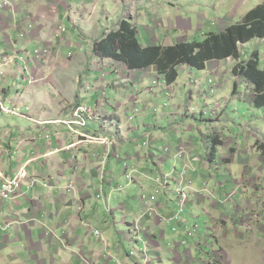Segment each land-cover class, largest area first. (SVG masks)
Listing matches in <instances>:
<instances>
[{
	"label": "crops",
	"instance_id": "0c3cea01",
	"mask_svg": "<svg viewBox=\"0 0 264 264\" xmlns=\"http://www.w3.org/2000/svg\"><path fill=\"white\" fill-rule=\"evenodd\" d=\"M10 1L12 5L6 6L0 0V61L3 56L11 58L7 62L10 67L0 66V188L7 178L17 174L21 166H26L27 179L16 200L4 199L0 193V264H139L141 258L131 252L134 245L146 246L148 243L158 253H162L159 246L165 247V258L172 263L177 262L176 258L185 249L187 257L184 258H188L191 253L188 247L170 246L172 239L162 241V237H156L158 229H163L159 234L167 231L174 237L173 226L147 223L155 234L152 243L146 238L138 240L133 235L131 238L122 220L123 215H133L137 210L135 200L139 185L156 187L151 184L148 173L150 175L158 169L177 179L176 174L182 167L172 155L166 156L163 152L168 145L175 150L179 144L176 130L169 131L173 120L149 118L145 112L148 105L162 104L167 100L162 93L150 94L147 78L127 81L122 86L117 83L122 80L117 72L107 75L109 79L103 82L98 75L100 71L93 66L94 70L89 66L86 71L84 64L80 71V57L93 53V45L101 37L92 35L88 23L82 21L84 11L79 10L87 0ZM104 1L108 7L117 8L116 3ZM96 6L101 8L103 3L96 2ZM75 13L81 19L80 24L73 23ZM60 22L67 26L65 42L54 37ZM103 27L109 30L106 23ZM144 38H148L147 33ZM180 38L176 36L174 44L166 47L179 43L177 39ZM39 48L50 49L53 66L44 60L40 64L33 60L32 55ZM69 56L74 71L65 72L67 79L62 82L60 69L65 70L70 64ZM27 68L34 75L46 71L52 77L29 87L26 84ZM84 85L89 90L84 91ZM68 87L71 90L66 92ZM103 88H106L108 97L107 104L101 109L103 115L96 123L79 131L108 137L115 142L114 147L85 142L84 137L75 134L74 126L66 123L80 104L96 105ZM135 106L143 113L135 126L127 127V122L124 125L129 114L126 111ZM14 107L23 112L20 117L3 111ZM106 120L110 125L105 131ZM148 137L152 143L144 150L141 143ZM206 148L200 146L198 155L192 150L195 158L192 165L198 168L191 170L189 178L199 187L210 179L212 194L224 204L221 199L225 195L232 198L235 195L231 191V180L221 177L219 168L215 169L213 164L212 167L208 163L200 166V162L206 160L201 153ZM208 153L213 156L211 149ZM123 161L145 173H140V181L136 184V181L128 183L125 180ZM207 168L211 178L207 175ZM33 180L42 184L32 186ZM70 185L74 190L67 189ZM207 193L210 192L207 190L201 194L207 197ZM155 195L157 208L160 207L166 215L172 214L176 209L173 195L169 192ZM199 203L197 220L200 216L205 217V230L210 225L209 229L215 231L214 222L209 224L210 215L204 211H219L218 200H200ZM79 206L83 207V212H78ZM197 212L193 208L188 218ZM94 230H100L101 236L95 235ZM209 237L204 240L207 244L205 251L213 243Z\"/></svg>",
	"mask_w": 264,
	"mask_h": 264
},
{
	"label": "rangeland",
	"instance_id": "374dc122",
	"mask_svg": "<svg viewBox=\"0 0 264 264\" xmlns=\"http://www.w3.org/2000/svg\"><path fill=\"white\" fill-rule=\"evenodd\" d=\"M8 1L11 6V1ZM106 1L116 3L117 8L108 7L104 0H87L79 10L80 12L84 11L82 21L88 23L92 35L96 34V37L101 35L93 45V53L89 52V54L80 57L82 61L80 71H82L84 64L86 71L89 66L91 67L90 70H94L93 66L100 71L98 75L103 82L109 79L107 75L117 72L124 80L117 81L122 86L127 81L134 82L147 78L150 94L153 96L162 93L163 98L167 100L162 104L148 105L145 111L147 116L157 119L166 117L173 120L169 131L172 133L175 129L176 136L179 138V144L175 150L169 145L163 150L164 155H172L176 162L182 164L180 172L176 174L177 179L167 175L169 173L163 174L158 169L155 170V173L150 175L148 173L151 184L154 183L156 187L144 188L139 185L136 197L139 204L137 199L135 200L137 210L133 215H123L122 220L128 228V235H131V238L132 235L138 240L146 238L148 242L151 241L152 243L155 234L146 226L147 223L156 222L158 225L163 223L173 226L174 237L168 235L167 231L159 234L163 229H158L156 237L159 238L157 239H161V237L162 241L172 239L169 242L170 246L188 247V251L191 253H188V258H184L187 257L185 249L182 255L176 258L177 262L172 263L168 258H165V247L159 246L158 249L162 253H158L155 247L150 246L149 243L146 246L136 244L133 250L135 255L137 254L136 256L142 260V262L138 261L139 264H264V112L251 107L253 100L251 87L245 79L237 77L234 72L238 62L234 59L209 62L202 71L197 68L181 67L179 68L180 76L178 79L173 84H167L153 67L130 69L123 62L97 56L95 52L97 45L103 43L110 33H119V29L128 23L130 24L126 28L134 29L135 37L140 38V45L144 50L159 46H171L174 44L176 36L181 37L177 39L179 43L184 41L201 42L210 34H220L231 25L237 24L249 12L259 5H263L264 0ZM96 2L103 3V7L98 8ZM94 5L95 9H93ZM152 20L159 21L154 24ZM80 22L81 19L79 20L78 14L75 13L73 23L80 24ZM103 23L109 27V30L106 28L107 32ZM56 30L54 37L65 42L68 35L65 23L60 22ZM146 33L148 34L147 39L144 38ZM103 48L109 52L108 45L103 46ZM122 50L123 48H120L117 53ZM240 51L243 55L259 51L264 66V40L251 41ZM32 56L38 64L43 63L44 60L48 65L53 66L50 49L39 48ZM5 58L8 57H2L0 66L10 67L11 65L6 61H11V58L3 60ZM68 58L71 59L70 56ZM60 63L67 64L66 61H60ZM71 63L72 59L65 70L60 69L62 82L67 79L65 72L72 73L74 71V68L70 66ZM27 70L29 74L26 84L29 87L40 83L42 79L52 77L46 71L42 75H34L29 68ZM86 71H84L85 74ZM82 89L86 91L89 90V87L84 85ZM68 90L71 89L68 87L66 92ZM107 98V90L103 88L96 105L80 104L74 110L71 120L66 121V123L74 126L75 134L84 137L85 142L114 147L115 142L108 137L86 135L79 131V129H87L91 124L98 121V118L103 115L101 109L107 104ZM150 104L154 103L150 102ZM82 107L92 110V118L88 119L85 126L78 123L71 124V121H77L75 120V113ZM3 111L19 117L23 114L17 107L6 108ZM126 112L129 113L124 123L125 125L127 122V127L135 126L137 118L143 113L137 106ZM87 117L89 118L88 115ZM121 120H123L122 117ZM106 121L104 124L105 131L110 125L108 120ZM85 142L81 141L80 143ZM149 143V137L141 143V146L145 147L144 150L152 142ZM200 146L207 147L205 152L201 151L206 160L204 163L201 161L200 166L208 163L212 167L213 164L215 169L219 168V172L222 173L221 177H227L231 180V191L235 195L233 198L229 194L225 195L221 199L224 204L219 201L216 194H212L214 190L209 183L210 179H207L208 182L204 183L203 187H199L190 181L191 170L198 168L192 165L193 159H195L192 150L194 149L198 155L197 150ZM167 148L168 151H166ZM181 149L184 153H181ZM210 149L213 156L215 155L214 158L208 153ZM20 168L26 169V166ZM123 170L125 180L128 183L136 181L134 183L136 184L140 181V173L145 174L141 168L131 167L125 161H123ZM208 173L207 168V175L210 177ZM16 176L17 174L14 177ZM25 176L26 180L27 170ZM14 177L7 179H14ZM172 179L176 180L172 181ZM33 181L30 184L32 186L41 183L36 182L34 184ZM23 182L20 193L25 184V181ZM44 185L48 186V183L44 182ZM67 189L72 190L73 188L70 185ZM1 190L2 185L0 193ZM207 190L210 193H207V197H205L201 193ZM168 192L173 195L176 202V209L170 215H166L160 207V209L157 208V201H155L156 193L166 195ZM237 192L239 193L237 194ZM212 199L218 200L219 211L207 210L204 213L210 215L209 224L214 222L215 231L209 229L210 225L205 230L206 226H203L205 217L200 216L197 220L199 201L204 200L206 202ZM148 201L152 205L151 214L148 212L146 204ZM220 205L225 207L220 208ZM193 208L194 212H197L196 216L191 214L188 218V214ZM78 212H83L82 206L78 207ZM196 221L197 223H195ZM94 231L102 234L100 230ZM208 236L213 243L205 251L204 246L207 244L204 240ZM177 239L181 241L178 242ZM185 241H187V245H184ZM192 245L193 248H191ZM197 255L202 256V258H197Z\"/></svg>",
	"mask_w": 264,
	"mask_h": 264
},
{
	"label": "trees",
	"instance_id": "16d2710c",
	"mask_svg": "<svg viewBox=\"0 0 264 264\" xmlns=\"http://www.w3.org/2000/svg\"><path fill=\"white\" fill-rule=\"evenodd\" d=\"M119 30V33H110L103 43L97 45V56L123 62L130 69L153 67L167 84H173L178 79L181 67L202 71L209 62L234 59L238 62L235 75L245 79L251 87V107L264 112L262 55L259 51L245 55L240 51L251 41L264 40V4L256 7L224 32L210 34L201 42L184 41L172 47L159 46L144 50L139 38L135 37L134 29L126 28L124 24ZM105 45L109 46V52L104 50ZM120 48L123 50L117 53Z\"/></svg>",
	"mask_w": 264,
	"mask_h": 264
},
{
	"label": "built area",
	"instance_id": "2783aa9c",
	"mask_svg": "<svg viewBox=\"0 0 264 264\" xmlns=\"http://www.w3.org/2000/svg\"><path fill=\"white\" fill-rule=\"evenodd\" d=\"M4 5L6 6H10V2L8 0H3ZM8 58H5L3 60H6ZM8 62V61H6ZM6 110V109H5ZM92 110L87 108V107H82L80 108L76 113H75V120L77 121H71L70 123H78L82 126H85L88 122V119H91V115H92ZM87 115L89 116V118L87 117ZM166 151H168V148L166 149ZM181 153H184V151L181 149ZM26 175V169L24 168H20L17 176L14 177V179H6L3 184H2V190H1V195L4 198L7 199H13L16 200L19 196H20V189L22 186V182L25 181V176ZM24 183V182H23ZM32 183L36 184V181H33ZM148 206V212H150V214L152 213V205L151 202H147L146 203ZM95 235L100 236L101 233L94 231ZM184 245H187V241H185ZM131 255H135V251L133 250L131 252Z\"/></svg>",
	"mask_w": 264,
	"mask_h": 264
},
{
	"label": "bare ground",
	"instance_id": "6f19581e",
	"mask_svg": "<svg viewBox=\"0 0 264 264\" xmlns=\"http://www.w3.org/2000/svg\"><path fill=\"white\" fill-rule=\"evenodd\" d=\"M4 109H6V108H4ZM3 184V183H2ZM101 236V235H100Z\"/></svg>",
	"mask_w": 264,
	"mask_h": 264
}]
</instances>
